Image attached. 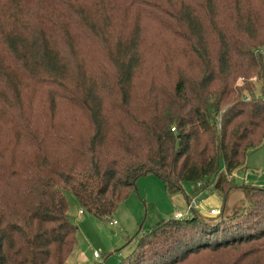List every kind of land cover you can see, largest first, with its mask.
<instances>
[{
	"label": "trees",
	"instance_id": "trees-1",
	"mask_svg": "<svg viewBox=\"0 0 264 264\" xmlns=\"http://www.w3.org/2000/svg\"><path fill=\"white\" fill-rule=\"evenodd\" d=\"M0 67V264H64L62 191L105 217L147 173L218 192V213L161 219L116 264H264V185L231 182L264 138V0H0ZM21 79L45 87L43 118L15 114Z\"/></svg>",
	"mask_w": 264,
	"mask_h": 264
},
{
	"label": "rangeland",
	"instance_id": "rangeland-1",
	"mask_svg": "<svg viewBox=\"0 0 264 264\" xmlns=\"http://www.w3.org/2000/svg\"><path fill=\"white\" fill-rule=\"evenodd\" d=\"M108 25H110L111 32H117L116 28H120L117 21H113V19H107ZM147 28L148 25L145 26V29ZM150 33L151 36L148 38L150 46L147 51L153 50L151 52L153 59L160 61L166 50H170L166 46L169 40L159 35L155 30H151ZM171 51L174 52V46H171ZM148 55L150 58L152 57L149 53ZM76 65H78V62L71 59L68 67L73 68ZM83 67L88 70L89 63L87 60ZM7 72H10V70L4 71L1 76H4ZM68 76L69 74L65 76V79H68ZM251 80L254 84L253 93L258 95L259 82L253 77ZM16 82L22 94L23 102L21 101L19 107H14L15 114L29 112L31 117H39L44 114L39 117L40 119L43 118L47 114L46 101L44 100L45 87L39 84L30 85L24 79ZM22 83L26 85H22ZM236 83H240V79ZM244 94L247 95L245 92ZM3 99L0 94V104ZM58 108L57 115L59 114L58 117L61 118L66 112L60 106ZM247 175L252 178L247 180L245 178ZM231 176L232 184L237 186L241 184L264 185V138L261 144L248 150L243 164L235 168ZM190 186L189 182H184L182 191L168 194L163 188L162 181L157 176L151 173L141 175L137 177L134 187L115 210L109 216L100 218H95L85 211L79 215V205L73 194L68 190L62 191L67 202V215L77 228L76 244L71 252L72 254L64 264H116L118 260L128 255L134 248L136 233H144L157 221L171 217L176 208L179 209L180 213H183L185 207L183 195L185 193L190 194ZM184 191L185 193H183ZM203 193L208 197L210 195L220 196L218 192L213 190L203 191ZM245 205L246 198L244 194L239 189H231L226 198V207L230 209ZM200 212H202V209ZM206 212L204 213L207 214ZM111 220L116 221V223L110 224L109 221ZM93 252H96L99 257L93 258Z\"/></svg>",
	"mask_w": 264,
	"mask_h": 264
},
{
	"label": "crops",
	"instance_id": "crops-1",
	"mask_svg": "<svg viewBox=\"0 0 264 264\" xmlns=\"http://www.w3.org/2000/svg\"><path fill=\"white\" fill-rule=\"evenodd\" d=\"M248 176V175H247ZM245 177L247 180H249V178L251 179L252 177ZM248 182V181H247ZM249 183V182H248ZM236 190V189H235ZM183 193H185V191L183 192ZM193 195H197V198H198V200H199V206H200V208L202 209V212L201 213H203V214H205L204 212H206L207 210H209L210 208H218V210H219V201H220V196H213V195H210L209 197H208V195H206L205 193H203V192H200V193H195V194H192L191 193V186H190V194L188 195V194H184L183 196H184V201H185V207H184V210H183V213H184V211H185V208H186V203H187V199L188 198H190L191 196H193ZM78 209H79V207H78ZM174 211H177L178 213H180L179 212V209L178 208H176V209H174ZM173 211V212H174ZM183 213H180V214H183ZM80 214H82V213H80ZM79 214V215H80ZM173 215V214H172ZM172 217V216H171ZM72 254V253H71Z\"/></svg>",
	"mask_w": 264,
	"mask_h": 264
},
{
	"label": "built area",
	"instance_id": "built-area-1",
	"mask_svg": "<svg viewBox=\"0 0 264 264\" xmlns=\"http://www.w3.org/2000/svg\"><path fill=\"white\" fill-rule=\"evenodd\" d=\"M193 209H196L198 211H201V208L199 206V200L197 198V195H193V196H191L190 198L187 199L186 208H185V211H184L183 214H180L177 211H174L172 217L178 218L180 216L187 215ZM78 213L80 214L81 213V210H78ZM206 213H207L206 215L214 216V215H216L218 213V209L210 208ZM109 223L110 224H115L116 221L111 220V221H109ZM98 257H99V255L96 252H93V258H98Z\"/></svg>",
	"mask_w": 264,
	"mask_h": 264
}]
</instances>
